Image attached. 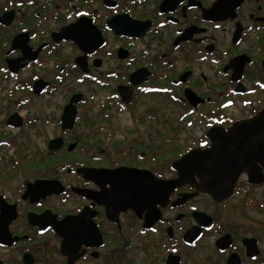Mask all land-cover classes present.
<instances>
[{
	"label": "flooded vegetation",
	"instance_id": "1",
	"mask_svg": "<svg viewBox=\"0 0 264 264\" xmlns=\"http://www.w3.org/2000/svg\"><path fill=\"white\" fill-rule=\"evenodd\" d=\"M95 90L103 97L95 100ZM147 97L178 114L142 111ZM89 100L98 102L94 114L84 109ZM263 111L264 0L3 1L0 263L264 264V181L242 172L230 186L239 163L228 157L251 152L230 153L223 143ZM173 121L199 128V139L167 134ZM262 125L242 131L243 140L256 133L264 141ZM46 127L45 151L34 149ZM212 139L218 151L187 168L190 182L153 209L143 200L123 208L113 198L119 185L146 197L149 175L127 183L98 173L129 169L173 181L172 164L211 150ZM54 181L59 194L33 188ZM202 184L232 193L217 201L198 191Z\"/></svg>",
	"mask_w": 264,
	"mask_h": 264
},
{
	"label": "water",
	"instance_id": "2",
	"mask_svg": "<svg viewBox=\"0 0 264 264\" xmlns=\"http://www.w3.org/2000/svg\"><path fill=\"white\" fill-rule=\"evenodd\" d=\"M5 17V16H4ZM1 18V19H4ZM69 111L71 106L68 107ZM73 110V109H72ZM67 113V111H66ZM73 115L70 116L71 122L70 126L67 128H71L73 125ZM262 121H264V111L261 112L255 119L252 121L246 122L244 124H241L239 127H236L232 131L229 132V134H226V137H229V139H223V143H226L225 150L230 153H239V152H251L250 156H243L240 154H237L235 157H228L230 159L235 160L237 163L235 165V172L233 174V177L230 178V186L233 183L236 176L242 172H246L247 175L250 178V181L252 183H262L264 181V178L262 176L261 179H258V173L260 171L257 164H261L262 167H264V141L260 142L258 141L257 134L253 133L250 136L249 140H243L242 137V131L248 130L249 131H256L258 128L263 127ZM245 132V131H244ZM208 136V134H207ZM213 140V139H212ZM55 143H58V141H54ZM213 148L211 150L206 151H199V150H193L187 154H185L183 157H181L179 160L175 161L172 164V167L176 170H178V178L173 181H158L156 180L151 174L135 171V170H129V169H122V170H114V171H98L103 177L105 176L107 179L112 178L116 175H121L127 178L125 179V182L131 183V180L139 177V175H149L150 180L148 184V189L146 190L147 196H139L142 195V190H136L134 188L128 187V186H118L117 189V196H113L115 200H117L118 205L123 208H134L136 207V203L142 202L141 204L143 206H146L148 209H153L155 206L163 205V201L168 200V196L170 192L176 188L180 187L185 183L190 182V178L192 176L191 173L186 171L187 168L191 167L193 163L197 161H201L203 158L204 160L208 159L207 153H212L214 151H218L219 147L217 146V142L213 140ZM210 158V157H209ZM228 160V159H225ZM216 165V164H215ZM216 167H214L213 170V176L216 178L213 182L214 183H220L223 176V170H220L219 172L216 171ZM219 168H223V166H219ZM78 173L84 172V170L79 169L77 170ZM124 172V173H121ZM115 173V174H114ZM55 187H59V190H56ZM33 188L37 190L38 192H41L44 194H50V193H57L63 191V188L59 184V182H36L33 185ZM114 187L111 190V193H113ZM198 191L200 192H206L209 194L214 200H222L224 198H227L231 195L232 190L231 188L227 190H221L219 188L213 187L210 184H202ZM145 192V191H144ZM75 218H66L63 221L72 220ZM52 224V223H51ZM61 224V223H60ZM57 232V234L62 238L63 232L60 228H57L54 224H52ZM1 264V263H0Z\"/></svg>",
	"mask_w": 264,
	"mask_h": 264
},
{
	"label": "rangeland",
	"instance_id": "3",
	"mask_svg": "<svg viewBox=\"0 0 264 264\" xmlns=\"http://www.w3.org/2000/svg\"><path fill=\"white\" fill-rule=\"evenodd\" d=\"M3 1L5 0H0V3H2ZM73 81H70V85L72 84ZM93 87V86H92ZM95 89H97V86L93 87ZM97 95H96V99L95 100H98L99 98L103 97V93L104 91H97ZM89 96V94L87 95V97ZM140 104H141V110H146V109H149V108H153V109H157L159 110V114H167V115H170V117L173 118V115L175 114H178L176 111H175V108L168 102H164V99L162 101L160 100H157L155 97H147L145 99H141L140 101ZM98 104L95 103L94 101L92 102L91 100H89L85 106L84 109H86L88 111V113H91V114H94L95 112V109H96V105ZM43 104L41 102H36L35 103V106L37 108V112L38 114L41 113L43 114L44 116H48L49 112H48V109H46L44 106H42ZM127 116H124V115H120L118 117V119L120 120V122H125V120L127 119L126 118ZM161 117V116H160ZM171 118V119H172ZM162 120V117L160 118ZM178 121V120H177ZM172 122V125L168 126L166 125V130H167V134H169L170 136L172 135V133H174L175 131H178V138L179 139H182L184 140L185 142H194V141H197L200 137V132L201 130L199 128H196V127H187L186 126V123L185 122ZM41 128V127H40ZM43 131H45V133L43 132L41 138H33V148L34 149H37V150H42V151H45L44 149V142H43V138H45L47 135L46 133H49L51 128L49 127H46V128H42ZM168 135H166L167 137ZM168 136V137H170ZM176 136V135H175ZM255 193H259V191H256ZM260 195V194H258ZM199 202L203 201V200H198ZM204 202V201H203ZM58 205H63V204H60L58 203ZM70 205H63L62 207L65 208V207H68ZM263 231H264V228H263ZM141 250H136V255L138 256V258H141L142 253ZM145 252H149L150 254L153 253L152 249H146ZM46 264H54V263H51L49 260H47V263ZM138 264H145L143 261L141 263H138Z\"/></svg>",
	"mask_w": 264,
	"mask_h": 264
}]
</instances>
